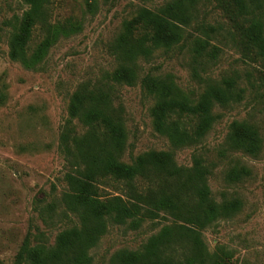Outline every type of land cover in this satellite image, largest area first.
<instances>
[{
    "label": "rangeland",
    "instance_id": "374dc122",
    "mask_svg": "<svg viewBox=\"0 0 264 264\" xmlns=\"http://www.w3.org/2000/svg\"><path fill=\"white\" fill-rule=\"evenodd\" d=\"M173 0H52L51 22L74 18L80 30L60 37L42 61L31 70L11 61L7 40L27 9L20 0H0V264H11L26 232H42L51 245L57 232L75 225L76 219L60 204L66 191L63 175L68 171L58 146L61 124L67 117L70 94L81 83L95 84L115 68L109 45L122 23L139 8L155 10ZM264 9V0H263ZM205 26L216 28L210 44L212 57L193 58L190 37L167 51L158 50L138 61V77L169 75L174 84L192 99L208 84L232 79L241 89L240 98L225 107L215 106L217 117L201 141L191 147L173 149L152 128L153 99L140 89L113 85L112 105L123 120L125 145L120 161L129 164L147 151H169L178 166L189 167L197 154L210 167L207 185L211 197L235 196L241 209L229 219L218 220L201 231L209 252L223 247L228 264H264V62L253 63L240 56L230 42L226 20L209 0H196L187 36H201ZM41 38L35 29L32 48ZM253 125L261 139L256 156L227 150L225 135L232 121ZM75 130L81 126L73 121ZM243 165L249 175L236 183L223 176L232 165ZM103 187L102 194H114ZM52 208V209H49ZM50 211V212H49ZM171 219L159 213L132 229L128 223L109 224L89 250L91 264H107L118 250L138 249L148 237Z\"/></svg>",
    "mask_w": 264,
    "mask_h": 264
},
{
    "label": "trees",
    "instance_id": "16d2710c",
    "mask_svg": "<svg viewBox=\"0 0 264 264\" xmlns=\"http://www.w3.org/2000/svg\"><path fill=\"white\" fill-rule=\"evenodd\" d=\"M27 5L17 28L7 40V55L24 69H34L60 38L80 30L74 18L51 22L52 0H20ZM226 20L228 38L240 56L253 63L264 62L263 0H209ZM196 0H173L155 10L139 8L122 23L109 45L115 68L95 84L81 83L70 94L67 117L61 124L58 146L68 171L63 175L66 191L60 204L73 214L75 225L57 232L48 245L42 232H26L11 264H91L89 250L109 224L128 223L134 229L144 219L163 213L171 219L135 250L115 251L107 264H228L230 254L223 247L209 252L201 231L218 220L229 219L241 209L235 196L211 197L207 176L210 167L197 154L189 167L176 165L169 151H147L129 163L120 161L125 130L119 111L112 105L113 85L131 86L137 80L144 94L153 99L150 109L153 130L173 149L197 145L216 115L215 106L225 107L240 98L241 89L232 79L208 84L192 99L169 75L138 77V61L153 52L167 51L187 42L193 58L212 57L210 44L216 28L205 26L201 36L185 35ZM35 29L41 34L31 48ZM73 121L82 128L75 130ZM227 150L256 156L261 139L256 128L245 121H232L225 135ZM249 175L243 165L234 164L224 173L227 183ZM114 194H102L103 187ZM52 209V208H49ZM50 212V211H49Z\"/></svg>",
    "mask_w": 264,
    "mask_h": 264
}]
</instances>
